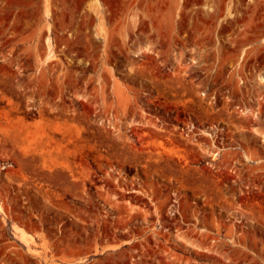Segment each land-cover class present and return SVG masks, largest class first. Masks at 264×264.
I'll list each match as a JSON object with an SVG mask.
<instances>
[{
  "label": "rangeland",
  "instance_id": "1",
  "mask_svg": "<svg viewBox=\"0 0 264 264\" xmlns=\"http://www.w3.org/2000/svg\"><path fill=\"white\" fill-rule=\"evenodd\" d=\"M260 76L264 0H0V264H264Z\"/></svg>",
  "mask_w": 264,
  "mask_h": 264
},
{
  "label": "bare ground",
  "instance_id": "2",
  "mask_svg": "<svg viewBox=\"0 0 264 264\" xmlns=\"http://www.w3.org/2000/svg\"><path fill=\"white\" fill-rule=\"evenodd\" d=\"M235 2V1H234ZM235 5V4H234ZM232 9V7H231ZM231 15V14H230ZM232 16V15H231ZM51 47V46H50ZM260 81L264 82V77L260 76ZM124 110V109H123ZM124 114V113H123ZM207 137L209 138V141L210 144L212 146H215V140H214V136L209 134V133H206ZM157 136H160L159 134H157ZM211 138V139H210ZM182 139V138H181ZM181 139H177L176 140V143L178 144L179 146V151L181 152L178 156H176V154L174 153V150L172 149H166L164 146H163V143L160 144L162 150L164 151V153H162V151H155V152H149V155L146 157V159L148 160L149 164H155L157 163V165H160L161 164H164V165H167L169 166L170 169H173L174 168V165H176V162L179 164V160H183L184 163L186 164L185 166H183L179 171L184 175V176H193L194 175V172H192V169L188 166L189 165V158H187L186 154L185 153H188L190 154L191 153V156H192V160H195L196 161H200V160H203L205 159L206 156H209V155H213L215 157V154L211 153V150L208 148V147H203L202 144L201 146H198V147H201V149H196V145L195 146H192L190 144L189 141H182ZM185 139V138H184ZM194 141V140H193ZM189 142V143H188ZM196 142V141H195ZM194 143V142H193ZM204 143V141L202 142ZM205 144V143H204ZM207 144V143H206ZM197 145H198V142H197ZM207 146V145H206ZM183 148H188V149H183ZM217 148V147H216ZM213 152V151H212ZM174 157H177L178 161H176L174 159ZM190 157V156H189ZM252 157V156H251ZM182 161V162H183ZM193 162V161H192ZM152 165V166H153ZM184 165V164H183ZM162 166V165H161ZM182 166V165H181ZM175 169H177V167H175ZM171 171V170H170ZM207 171V169H206ZM174 172V171H173ZM210 175V173H209ZM207 178H209V176L207 175L206 176ZM221 182V181H220ZM216 188V187H215ZM237 203V202H236ZM237 205V204H236ZM0 212L1 213H5L4 212V209L3 207L0 205ZM255 214V213H254ZM165 216V215H164ZM194 232V231H193ZM201 233V232H200ZM229 235V234H228ZM204 236V235H203ZM210 237V236H209ZM206 238L205 236L203 237V239ZM204 242V241H203ZM255 245V244H254ZM208 246V245H207ZM206 246V247H207ZM211 247V246H210ZM209 247V248H210ZM214 248V247H213ZM212 248V249H213ZM215 251V250H214ZM213 251V253H214Z\"/></svg>",
  "mask_w": 264,
  "mask_h": 264
}]
</instances>
